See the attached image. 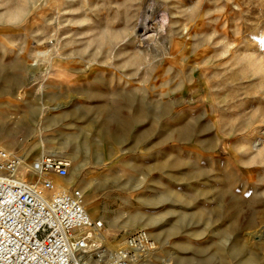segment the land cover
Here are the masks:
<instances>
[{"label": "rangeland", "instance_id": "1", "mask_svg": "<svg viewBox=\"0 0 264 264\" xmlns=\"http://www.w3.org/2000/svg\"><path fill=\"white\" fill-rule=\"evenodd\" d=\"M254 140L264 0H0V146L77 154L110 242L149 224L155 264H264Z\"/></svg>", "mask_w": 264, "mask_h": 264}, {"label": "built area", "instance_id": "2", "mask_svg": "<svg viewBox=\"0 0 264 264\" xmlns=\"http://www.w3.org/2000/svg\"><path fill=\"white\" fill-rule=\"evenodd\" d=\"M71 161L43 155L28 162L0 146V264H137L153 240L130 233L109 255L97 243L104 224L93 220L78 188L58 186Z\"/></svg>", "mask_w": 264, "mask_h": 264}, {"label": "bare ground", "instance_id": "3", "mask_svg": "<svg viewBox=\"0 0 264 264\" xmlns=\"http://www.w3.org/2000/svg\"><path fill=\"white\" fill-rule=\"evenodd\" d=\"M9 18L11 19V20H14V19H16L17 18V15L16 14H12V15H10L9 16ZM227 51H228V49H227ZM38 54H41V55H46L47 53L46 52H39ZM261 57V56H260ZM252 61L254 60V59H251ZM249 61H250V59H249ZM251 62V61H250ZM252 64V63H251ZM33 65H36V64H33ZM34 73L33 74H35L36 73V71H33ZM54 111V110H53ZM244 127V126H243ZM245 128V127H244ZM253 136V134L250 136V137H252ZM254 137V136H253ZM240 146V145H239ZM250 146V145H249ZM241 147H239V149H240ZM244 148V147H243ZM247 148V147H246ZM251 149H254L255 150V154H256V156H260V155H262L263 154V151H264V145H263V143H258L256 140H254L252 143H251ZM7 150V149H6ZM244 150V149H243ZM242 150V151H243ZM241 151V150H240ZM12 152V151H11ZM253 154V153H252ZM21 155H23L24 157H25V155L24 154H21ZM41 155V154H40ZM51 155H54V154H51ZM43 156V155H42ZM42 156H40V157H42ZM56 156H58V155H56ZM40 157H37V158H40ZM59 157H61V156H59ZM37 158H35V159H37ZM62 158H64V157H62ZM25 159H27L28 160V158H26L25 157ZM71 160V159H70ZM69 160V161H70ZM261 161V160H260ZM75 168V167H74ZM79 171V170H78ZM67 177V176H66ZM65 177V178H66ZM60 179H64V178H56V184L58 185V186H65V185H62V184H60L59 183V180ZM76 179V178H75ZM74 179V180H75ZM66 181V184H67V186H72L73 184H74V181L73 180H71L70 181V183L69 182H67V180H65ZM85 182H86V180H85ZM90 184L91 183H86V184H83L82 186H80V187H78V189H80L81 191H82V193H83V195H84V199H85V207H86V209H87V211H88V213L90 214V216L92 217V219L93 220H97V219H95V218H97L98 217V214H97V209H96V207H93V208H91V201H90V196L88 195V191H89V187H90ZM67 186H65V187H67ZM228 200V199H227ZM229 203H231V202H229ZM99 213V212H98ZM236 215H237V212L236 211H232L231 212V216L230 217H232V224L231 225H234L235 223H237V217H236ZM124 227H128V226H124ZM230 227H232V226H230ZM142 228H144V229H146L148 232H149V234L151 235V237H152V239L154 240V242L153 243H151V245H153L152 247H151V249L150 250H148V252H147V254L146 255H141V257L139 256V258L137 259V264H155L154 262H153V259L155 260L156 258L158 259L159 257H158V255L156 254V252H155V254H154V251L157 249L156 248V244L158 243V235H157V233L154 231V230H151V226L149 225V224H146V225H142ZM104 233V231H102L99 235H98V238H97V243L99 244V245H101V246H105L106 247V252H111L112 253V250H113V252H114V250H116V251H118L119 249H117V246H119V244L120 245H122V247H124L125 246V238L123 237V239L121 240V241H109L108 240V237L105 235V233ZM195 237V236H194ZM113 239H115V237H113ZM114 243H116L117 245H114ZM113 244V245H112ZM121 247V248H122Z\"/></svg>", "mask_w": 264, "mask_h": 264}, {"label": "crops", "instance_id": "4", "mask_svg": "<svg viewBox=\"0 0 264 264\" xmlns=\"http://www.w3.org/2000/svg\"><path fill=\"white\" fill-rule=\"evenodd\" d=\"M57 99L60 100L59 97H57ZM55 109H56L57 112L55 114L52 113L53 115H50V117H54L55 116L58 119V122L57 123H60L59 122V119H60V114H59L60 113V104L56 108H52V110H55ZM45 115H48V114H45ZM55 123H56V121H55ZM52 143H55V142H52ZM39 145L40 144H35V145H33V147H30L29 150H33L34 151V155H40L41 153L42 154L44 153L43 155H46V154H49V155L54 154V155H58V156L64 157V158H66L68 160H70V158H77L78 157V155L75 154V153L73 155H69V154H66V153L62 152V148H65V144L64 143L61 146L59 145V147H55V148H47V149H45V147H43L42 150L40 149V146ZM40 156H42V155H40ZM40 156H38V157H40ZM62 180H63L64 184L61 183ZM65 180H66V178L60 179L59 180L60 184L67 186V184L65 183ZM67 187H70V186H67ZM96 209H97V207H96ZM98 212L99 211L97 209L98 217L95 218V219H97V220H103V217Z\"/></svg>", "mask_w": 264, "mask_h": 264}]
</instances>
